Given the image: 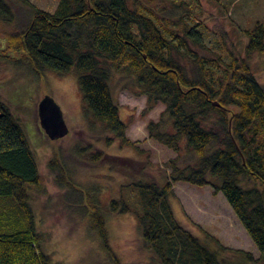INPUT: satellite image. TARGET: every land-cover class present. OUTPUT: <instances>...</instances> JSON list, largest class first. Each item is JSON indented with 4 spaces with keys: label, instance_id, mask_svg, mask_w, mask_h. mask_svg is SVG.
I'll return each mask as SVG.
<instances>
[{
    "label": "trees",
    "instance_id": "1",
    "mask_svg": "<svg viewBox=\"0 0 264 264\" xmlns=\"http://www.w3.org/2000/svg\"><path fill=\"white\" fill-rule=\"evenodd\" d=\"M24 1L30 6V19L0 41L2 57L14 60L9 54H18L38 72L63 75L74 70L86 112L121 144L133 146L111 88L116 74L134 80L146 97L145 112L159 103L165 106L147 131L177 153L166 162L168 175L162 181L139 176L124 184L136 193V203L121 195L106 204L112 213L136 217L150 254L148 264H264V85L250 65L251 55L264 51V24L245 31V58L232 57L215 72L194 54L190 75L173 54L178 48L175 40L188 48L185 39L179 34L169 37L143 0H59L54 12ZM0 14L6 19L10 15L7 0H0ZM100 154L93 153V159ZM60 171L59 182H72L64 169ZM41 182L23 124L3 108L0 264H53L42 249L43 235L36 229L31 204ZM176 182L210 185L222 192L259 256L185 227L171 204ZM89 208L92 228L111 254L99 206Z\"/></svg>",
    "mask_w": 264,
    "mask_h": 264
},
{
    "label": "rangeland",
    "instance_id": "2",
    "mask_svg": "<svg viewBox=\"0 0 264 264\" xmlns=\"http://www.w3.org/2000/svg\"><path fill=\"white\" fill-rule=\"evenodd\" d=\"M27 1L49 12H54L59 3ZM7 2L10 15L6 19L0 14L1 43L30 19V6L24 0ZM143 4L169 37L179 34L185 39L188 48L175 40L178 48L173 54L190 75L195 55L206 69L215 72L232 57L245 58V31L264 24V0H143ZM186 30L191 31L189 35ZM9 55L15 59L0 55V113L6 108L20 120L38 163L42 182L33 191L31 204L36 229L43 235L42 249L51 255L53 264H148L150 254L143 246L136 217L112 213L106 204L121 195L129 203H136V193L122 187L124 184L139 176L162 181L168 175L166 162L177 153L151 138L147 131L148 123L158 120L165 106L159 103L145 112L146 97L134 80L116 74L111 88L120 117L127 124L126 137L133 146L121 144L86 112L74 70L63 75L47 69L38 72L20 55ZM250 65L264 85V51L251 55ZM45 96L58 104L69 129L57 140L51 139L40 124L38 104ZM96 152H101L98 160L92 157ZM61 168L72 182L58 181ZM90 204L98 205L104 217L111 254L92 228ZM171 204L177 219L195 234H210L226 247L259 256L219 190L210 185L176 182ZM4 205L0 200V211Z\"/></svg>",
    "mask_w": 264,
    "mask_h": 264
},
{
    "label": "water",
    "instance_id": "3",
    "mask_svg": "<svg viewBox=\"0 0 264 264\" xmlns=\"http://www.w3.org/2000/svg\"><path fill=\"white\" fill-rule=\"evenodd\" d=\"M216 105L219 103L215 102ZM38 114L41 127L54 140L67 135L69 129L61 109L51 96H45L38 104Z\"/></svg>",
    "mask_w": 264,
    "mask_h": 264
}]
</instances>
